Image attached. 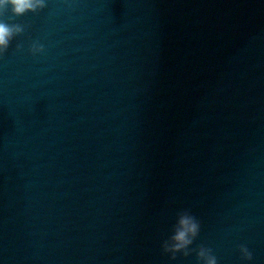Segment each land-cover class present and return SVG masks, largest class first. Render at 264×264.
<instances>
[{
    "label": "water",
    "instance_id": "obj_1",
    "mask_svg": "<svg viewBox=\"0 0 264 264\" xmlns=\"http://www.w3.org/2000/svg\"><path fill=\"white\" fill-rule=\"evenodd\" d=\"M12 22L0 264H196L161 249L185 209L191 247L264 264V0H48Z\"/></svg>",
    "mask_w": 264,
    "mask_h": 264
},
{
    "label": "clouds",
    "instance_id": "obj_2",
    "mask_svg": "<svg viewBox=\"0 0 264 264\" xmlns=\"http://www.w3.org/2000/svg\"><path fill=\"white\" fill-rule=\"evenodd\" d=\"M48 0H0V57L8 51L12 40L25 31V26L13 23L14 17L23 16L26 13L38 14L47 7ZM10 15H7L9 14ZM7 15V19L5 16ZM21 44H17L20 50ZM45 51L44 45L38 40H33L28 52L32 56H38ZM201 231V221L188 209L176 214L175 223L172 225L171 234L162 241L161 249L169 259L175 261L177 254L188 257L195 253L196 264H218L217 256L211 247L199 244L191 247ZM240 258L243 261H252L253 255L249 248L240 244L238 246Z\"/></svg>",
    "mask_w": 264,
    "mask_h": 264
}]
</instances>
